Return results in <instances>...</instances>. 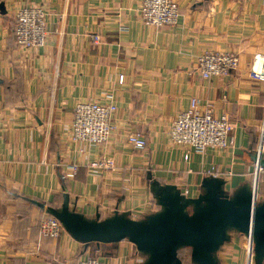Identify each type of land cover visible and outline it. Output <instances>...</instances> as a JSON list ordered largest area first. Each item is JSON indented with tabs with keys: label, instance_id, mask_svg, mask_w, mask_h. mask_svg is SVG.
<instances>
[{
	"label": "crops",
	"instance_id": "crops-1",
	"mask_svg": "<svg viewBox=\"0 0 264 264\" xmlns=\"http://www.w3.org/2000/svg\"><path fill=\"white\" fill-rule=\"evenodd\" d=\"M140 1L0 0V264H77L92 257L101 264H147L150 250L129 239L85 242L64 227L57 238H40L39 221L49 209L76 222L117 214L149 221L162 211L159 197L168 186L192 215L207 206L210 177L231 200L252 185L264 82L248 70L254 56L264 54V0H177L178 22L162 27L140 19ZM26 4L50 12L48 41L36 49L15 41L14 13ZM208 51L234 52L238 70L203 78L197 58ZM193 98L228 116L234 126L228 147L197 153L171 141L173 119ZM111 99L118 111L109 142L83 151L69 142L75 103ZM130 131L145 137L144 149L128 143ZM96 158H112L115 167L92 172L86 162ZM74 163L80 168L67 178ZM263 203L264 172L257 205ZM246 245V234L229 229L228 240L213 249L216 263L257 264ZM176 263L204 264L189 245L178 248Z\"/></svg>",
	"mask_w": 264,
	"mask_h": 264
},
{
	"label": "built area",
	"instance_id": "built-area-1",
	"mask_svg": "<svg viewBox=\"0 0 264 264\" xmlns=\"http://www.w3.org/2000/svg\"><path fill=\"white\" fill-rule=\"evenodd\" d=\"M136 11L140 19L148 26L162 27L174 25L180 16V5L177 0H141ZM50 12L45 5H22L14 13V36L18 47L36 49L48 41ZM93 41L98 43L101 36L94 34ZM197 63L203 78L214 76H230L239 68V57L234 52L208 51L198 56ZM250 78L264 82V54L254 56L249 66ZM123 81V76H120ZM118 105L114 99L106 103L95 100H81L75 103L68 129V140L80 146L83 151L92 146L105 145L114 135L117 127L114 117ZM234 126L228 116L213 112L212 105L199 104L198 98H193L189 108L180 111L172 121L169 129L171 141L187 150L205 153L209 148L224 149L232 141L231 135ZM127 141L135 149H144L147 145L145 137L137 131H130L126 135ZM264 152V123L262 139L257 150V159L253 171L252 195L253 203L258 202L259 184L263 168L260 166V156ZM189 153L185 154V159ZM89 170L103 173L115 167L112 158H96L86 162ZM80 164L68 166L65 172L67 178H74ZM105 173V172H104ZM211 176H218V171L208 170ZM39 236L57 238L63 231L61 222L54 216H47L39 221ZM246 251L249 257L254 250L252 231L247 235ZM77 264H101L98 258L92 257Z\"/></svg>",
	"mask_w": 264,
	"mask_h": 264
},
{
	"label": "water",
	"instance_id": "water-1",
	"mask_svg": "<svg viewBox=\"0 0 264 264\" xmlns=\"http://www.w3.org/2000/svg\"><path fill=\"white\" fill-rule=\"evenodd\" d=\"M259 162L264 168V152ZM209 179L207 206L192 215L187 213L189 204L183 205L185 199L170 186L160 193L162 211L149 217V221L117 214L93 223L76 222L65 211H48L82 241L116 243L129 239L138 245L140 251L150 250L151 259L147 264H178L177 250L184 245L192 246L204 264H217L212 252L217 244L228 240V230L235 229L246 235L251 230L256 261L260 264L264 254V203H253L251 185L246 187L240 199L231 200L218 192L215 178Z\"/></svg>",
	"mask_w": 264,
	"mask_h": 264
},
{
	"label": "rangeland",
	"instance_id": "rangeland-1",
	"mask_svg": "<svg viewBox=\"0 0 264 264\" xmlns=\"http://www.w3.org/2000/svg\"><path fill=\"white\" fill-rule=\"evenodd\" d=\"M263 170H264V168H263Z\"/></svg>",
	"mask_w": 264,
	"mask_h": 264
}]
</instances>
